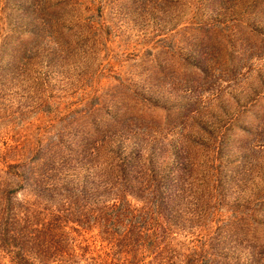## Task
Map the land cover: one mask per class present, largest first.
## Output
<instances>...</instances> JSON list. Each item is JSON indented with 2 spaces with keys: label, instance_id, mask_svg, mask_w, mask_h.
<instances>
[{
  "label": "rangeland",
  "instance_id": "374dc122",
  "mask_svg": "<svg viewBox=\"0 0 264 264\" xmlns=\"http://www.w3.org/2000/svg\"><path fill=\"white\" fill-rule=\"evenodd\" d=\"M193 250L264 264V0H0V264Z\"/></svg>",
  "mask_w": 264,
  "mask_h": 264
},
{
  "label": "trees",
  "instance_id": "16d2710c",
  "mask_svg": "<svg viewBox=\"0 0 264 264\" xmlns=\"http://www.w3.org/2000/svg\"><path fill=\"white\" fill-rule=\"evenodd\" d=\"M200 65H201V67H203V68H206L204 65H202V63H199ZM195 68H196V66L194 65V64H192ZM207 66V65H206ZM203 70H205V69H203ZM199 71H202L201 69L199 70ZM206 71V70H205ZM187 108V105H184L183 107H180L179 108V110H181V111H184L185 109ZM37 156L39 157L40 155H38L37 154ZM125 159V158H124ZM128 159V158H127ZM127 161V160H126ZM45 162H48V161H45ZM124 162L125 161H123V160H121V162L119 163V165H120V172L124 175V176H126L127 175V170H125V168H124ZM28 165H32V162L31 163H27ZM50 164H52V161H50V162H48V163H46L45 164V166H48V167H50L51 168V165ZM31 168V167H30ZM123 171V172H122ZM27 173L26 172H24V175H26ZM24 179H25V181H27L28 180V178H27V176H25L24 177ZM38 180V179H37ZM160 191V190H159ZM105 218H108V217H106V216H104V218L103 219H105ZM21 248H22V246H21ZM193 252L194 253H190V254H188V255H185V264H190V262H194V264H196L197 262H198V260H199V258L198 257H200V254H202L203 253V251L201 252V251H199L200 253H197V251L196 250H193ZM20 260H21V264H32V262L29 260V259H27V257L25 256V255H23V256H21L20 257ZM128 260H130V259H128ZM215 262H218V260L216 261V259H214V261L213 262H211L210 263V260H207V263L205 262V264H214ZM167 262L165 261V258L164 257H158V258H154L151 262H149V264H166ZM128 264H131V262H128ZM135 264V263H134Z\"/></svg>",
  "mask_w": 264,
  "mask_h": 264
}]
</instances>
